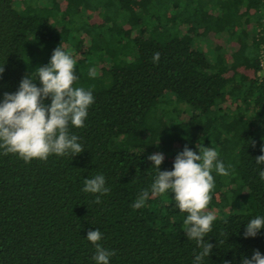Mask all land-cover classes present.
<instances>
[{"label":"trees","instance_id":"obj_1","mask_svg":"<svg viewBox=\"0 0 264 264\" xmlns=\"http://www.w3.org/2000/svg\"><path fill=\"white\" fill-rule=\"evenodd\" d=\"M83 1L0 0V102L27 75L42 86L37 70L60 45L76 60L73 87L94 97L84 127L69 123L85 149L75 157L26 162L0 149V264H96L86 238L95 228L103 233L99 243L116 252L109 264H193L202 249L185 235L188 213L171 189L152 195L158 171L148 159L161 152V171L173 170L185 145L197 154L212 147L232 166L227 176L215 167L211 173L206 211L217 219L203 264H242L257 249L264 255V228L254 238L243 235L249 220L264 217V165L255 162L264 155V0H164L161 12V0H117L127 15L118 25L92 18L97 11L89 9L88 23L129 35V55L102 60L96 42L84 45L86 22L72 16ZM197 40L213 48V58ZM167 93L175 96L174 113L162 106L173 102ZM97 174L110 188L99 203L100 194L82 191L85 178ZM145 190L144 206L134 209Z\"/></svg>","mask_w":264,"mask_h":264},{"label":"clouds","instance_id":"obj_2","mask_svg":"<svg viewBox=\"0 0 264 264\" xmlns=\"http://www.w3.org/2000/svg\"><path fill=\"white\" fill-rule=\"evenodd\" d=\"M160 53H154L152 61L159 63ZM76 60L61 47L53 51L48 64L37 70L38 80L42 86H37L30 75L25 76L19 90L15 93L5 92L0 102V149L4 154L18 153L26 162L33 158L47 160L52 153L58 155H76L85 149L78 143L79 137L69 134V123L81 128L85 125L88 108L94 102L91 91L83 88H74L78 79L74 73ZM5 71L0 66V74ZM93 69H89V76L95 77ZM48 98L51 103L46 104ZM255 146V141L252 142ZM198 147V146H197ZM264 151V146L261 148ZM158 171V176L152 184V195L163 194L171 189L174 199L181 212L188 213L184 223L187 226L185 235L195 240L200 249L194 257L193 264H203L205 257H210L214 245L205 237L213 231V221L216 214L206 211L211 202V192L214 188L213 168L218 174L227 176L222 160H218L217 151L209 147L203 152L196 151L185 145L182 152L175 158L173 170L161 171L160 166L165 156L161 152L148 156ZM257 165H264V155L255 158ZM261 180H264V170L259 171ZM82 191L85 193L100 194L96 196L99 203L101 196L110 192L106 187V178L97 174L92 178H85ZM149 197L145 190L133 203L134 209L144 206ZM264 228V217L256 216L248 221L243 235L245 238L256 237ZM87 240L96 249L93 259L96 264H109V258L116 255L115 250H109L101 243L103 233L99 228L89 230ZM224 264H230L225 261ZM242 264H264V255L257 249L249 258L243 257Z\"/></svg>","mask_w":264,"mask_h":264},{"label":"rangeland","instance_id":"obj_3","mask_svg":"<svg viewBox=\"0 0 264 264\" xmlns=\"http://www.w3.org/2000/svg\"><path fill=\"white\" fill-rule=\"evenodd\" d=\"M166 1L168 2V0ZM166 1L161 0V3L158 5L160 12L161 10H163L164 5L166 4ZM76 6L75 5L72 6L74 10ZM89 9H93V11H97L96 13L95 12L91 13L89 16H91L92 18H95L96 16V17H100V19H104V18L108 19V22H109L108 25L111 22H113L114 25H118L117 20L119 21V23H121L125 21V19H127V15H126V12L124 10H121V8L119 7L117 0H85V2L83 1L82 3L79 4V9L77 13L76 14L74 13L72 16L82 18L81 26H83V23L86 22L84 24V28L88 30L84 31V29L81 27V35L83 36L82 38L84 40V45L88 46L91 42H96L98 44L97 47L92 48L95 51L94 55L96 57V60L98 59L102 60L103 55H107V54L111 55L109 57L110 59H112L114 55L116 54L129 55V35L126 37H122L121 35H118L115 31H110L107 28L108 25L106 24L99 25L98 20H95V22L89 21L88 23V20L86 21V17H88L86 13ZM81 18H80V21H81ZM90 24H94V25L90 26ZM145 27L149 28L153 26H152V23L149 24L148 22L146 23ZM222 37L226 40L227 44L229 45L230 39L228 38V36L223 35ZM199 42L203 50L205 51L207 57L213 58L214 57L213 48L208 44L205 45V43L201 42L200 40H197V42L195 43L197 48H200ZM69 53L71 52L69 51ZM93 62L95 63L96 61H93ZM168 98H170L173 102H170V104L163 102L162 106L166 105L168 108V111L173 110L172 113H174L173 107L175 105L174 103L175 96L174 94L167 93L166 96L164 97L165 101H168L166 100ZM161 108H164V107H161ZM185 110H186L185 114L188 113L190 115L192 113V108L188 104Z\"/></svg>","mask_w":264,"mask_h":264},{"label":"built area","instance_id":"obj_4","mask_svg":"<svg viewBox=\"0 0 264 264\" xmlns=\"http://www.w3.org/2000/svg\"><path fill=\"white\" fill-rule=\"evenodd\" d=\"M264 80V79H263Z\"/></svg>","mask_w":264,"mask_h":264}]
</instances>
